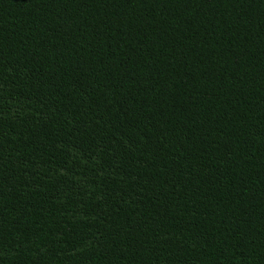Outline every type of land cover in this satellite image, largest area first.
I'll return each mask as SVG.
<instances>
[{
    "label": "trees",
    "instance_id": "1",
    "mask_svg": "<svg viewBox=\"0 0 264 264\" xmlns=\"http://www.w3.org/2000/svg\"><path fill=\"white\" fill-rule=\"evenodd\" d=\"M0 264H264V0H0Z\"/></svg>",
    "mask_w": 264,
    "mask_h": 264
}]
</instances>
